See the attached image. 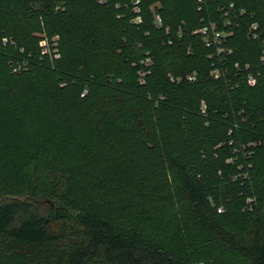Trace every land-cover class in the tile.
<instances>
[{
  "label": "trees",
  "instance_id": "1",
  "mask_svg": "<svg viewBox=\"0 0 264 264\" xmlns=\"http://www.w3.org/2000/svg\"><path fill=\"white\" fill-rule=\"evenodd\" d=\"M135 1L0 0V264H264V0Z\"/></svg>",
  "mask_w": 264,
  "mask_h": 264
},
{
  "label": "built area",
  "instance_id": "2",
  "mask_svg": "<svg viewBox=\"0 0 264 264\" xmlns=\"http://www.w3.org/2000/svg\"><path fill=\"white\" fill-rule=\"evenodd\" d=\"M212 0H197L198 2V10H203L208 2ZM139 1H135V4L137 5ZM134 11L137 13V16L134 18V22L140 23L142 22V15L140 14V9L136 6ZM218 12L221 15V27L220 23L216 20H209L206 23H204L201 27L195 29L193 31L194 34L200 35L202 38V41L208 48L216 49V53L212 52L209 54V58L213 59L215 57V54H220L221 52L225 51L226 48L224 47V44L226 43V39L229 35L233 33L232 28L233 27H239L241 23L242 17L246 14V10L244 8H238L234 2H230L228 4H223L218 7ZM154 24L156 27H162L163 26V20L160 14H155ZM259 25L257 22H252L248 25V38L251 39H258L259 37V31H258ZM183 28L180 26L179 30L177 32V35L181 37L183 35ZM6 43V39L4 40ZM230 51V50H229ZM261 60H264V56L261 57ZM213 70L212 75L215 78H219L224 76V73L217 67L214 63L212 64ZM260 75V72H249L247 75V82L249 85L254 86L257 83L258 76ZM143 76V75H142ZM188 79L190 81H195L197 79V73L194 72L188 76ZM235 159H232V163ZM219 211H222V208L219 209Z\"/></svg>",
  "mask_w": 264,
  "mask_h": 264
},
{
  "label": "rangeland",
  "instance_id": "3",
  "mask_svg": "<svg viewBox=\"0 0 264 264\" xmlns=\"http://www.w3.org/2000/svg\"><path fill=\"white\" fill-rule=\"evenodd\" d=\"M102 1V0H101ZM41 37L44 38L43 42L42 43H45V45H50V43H52V41H55V40H58L59 39V35H54V36H47L46 33H40L39 34ZM57 46V49L60 48V44L56 45ZM21 53L23 52L22 50L20 51ZM55 52H57V50H55ZM59 52L56 54V57L58 58L59 57ZM13 52H10L8 53L7 57L9 58L8 59V64H9V67L10 69L15 72V66L17 65V62L16 60L13 58ZM29 54H23L22 57H27ZM149 59H144V61H148ZM22 66H19L17 69H20ZM143 74V72H141V75ZM237 157V156H236ZM45 160H47V156L44 157ZM18 166V161H15V165H13V167H9V169L6 171V174L8 177H11L12 173L14 172V170L17 168ZM17 182H21V179L20 178H17Z\"/></svg>",
  "mask_w": 264,
  "mask_h": 264
}]
</instances>
